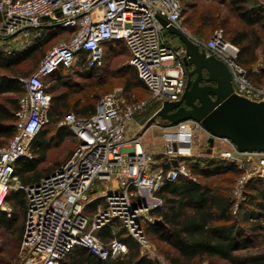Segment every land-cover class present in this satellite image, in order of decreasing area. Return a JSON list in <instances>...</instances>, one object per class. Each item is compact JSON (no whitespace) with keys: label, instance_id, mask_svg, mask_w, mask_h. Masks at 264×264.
Masks as SVG:
<instances>
[{"label":"built area","instance_id":"2783aa9c","mask_svg":"<svg viewBox=\"0 0 264 264\" xmlns=\"http://www.w3.org/2000/svg\"><path fill=\"white\" fill-rule=\"evenodd\" d=\"M181 14L179 0H0V41L43 26L70 35L50 48L31 75L20 79L25 93L15 112L16 131L0 147V213L7 218L12 215L5 203L11 192L22 190L27 202L16 264H60L76 248L100 260L123 257L128 252L124 242L115 237L103 241L98 236L114 221L141 251H147L144 215L161 206L157 192L165 181L194 180L183 158L192 154L195 130L208 138L210 134L194 121L157 126L165 131L161 156L169 164L167 170L158 168L142 146L153 125L127 137L128 122L141 105L122 109L114 95L101 97L86 117L70 113L63 118L59 126L71 130L76 145L48 176L22 185L14 169L17 161L31 158L30 144L47 123L51 95L43 80L78 61L83 66L97 65L106 43L123 44L138 78L160 104L179 100L187 78L181 62L184 49L169 44L159 18L183 29ZM195 41L227 67L234 93L264 101V83L253 84L238 60V48L223 38L221 30L205 43ZM213 141L225 148L213 150L212 157L234 164L241 172L233 190L236 210L246 183L264 180V152H240L224 138Z\"/></svg>","mask_w":264,"mask_h":264},{"label":"trees","instance_id":"16d2710c","mask_svg":"<svg viewBox=\"0 0 264 264\" xmlns=\"http://www.w3.org/2000/svg\"><path fill=\"white\" fill-rule=\"evenodd\" d=\"M209 1L222 6L228 4L229 10L233 11L241 22V27L229 29L228 16L222 15L218 6L210 5L198 11V6L190 4L186 10L183 2L179 0L182 7L181 27L184 29L185 25L190 30L194 28L191 23L194 12L186 18L185 14L188 10L195 11V14H198V28L194 29V33L198 36H196L197 40L205 43L214 31L221 30L223 38L238 48V60L247 70L253 84L261 85L264 82L254 77L250 67L255 63L256 53L262 46V41L256 34L255 28L264 29V8L258 5L247 7L244 5L246 0ZM211 30L212 32L208 33ZM166 33L165 35H167ZM58 35L64 36V39L60 41H66L70 37L65 31L53 29L38 44L22 51L6 52L0 46V96H18H10L0 100V147L6 146L15 134V112L18 109L19 98L25 93V88L20 82L21 74L17 68L29 58L35 57L36 53L42 50L46 43ZM172 37L175 36L168 34L169 40ZM6 41L7 38L1 40V45H5ZM112 44L117 43L104 44V51L110 50ZM172 46L178 49L181 47V43L179 46ZM83 58L84 56H81L80 61ZM76 66L81 70L79 73L82 75L89 74V71L94 67L83 66L78 61L69 68L59 69L54 75L43 80L46 85V92L51 95V104L47 111V123H60L73 109L75 110L73 114L79 117H86L94 112L96 107L94 105L79 107V102H74L69 107L68 93L59 91V88L64 86L66 82L60 78H53L60 72ZM131 79L135 81L127 82L128 91L134 87L143 86L135 71L132 73ZM48 133L49 131L43 126L30 144L31 158H24L15 163V175L22 185L38 183L42 178L48 176L52 171L42 175L36 172L37 166L46 160L49 150L59 147L70 135L74 137L67 126L57 127L51 136H48ZM6 140H8L7 144H5ZM187 158H183V160L194 180L178 178L173 182H164L157 192L162 204L150 212L154 220H159L162 224L152 222L147 228L143 226L147 238L148 232L155 237L157 242L165 246L164 249H161V255L168 264H218L219 261L227 264H264V236L256 245L249 233L240 227V223H242L246 224L253 233L264 231V180L253 179L246 183L241 204L247 205L248 209L242 215V220H239L238 213L234 210L235 200L228 193V188L222 187L221 183H210L213 178L230 174L235 178V184L241 174L238 168L234 164L221 160L210 163L206 167L189 166ZM163 167L164 170H167L169 164L164 163ZM31 173L34 175L29 176ZM5 203L8 206L11 205L12 209L19 207L25 216L27 202L22 190L9 193ZM17 221L18 218L14 212L9 218L0 213V230L14 226ZM114 227H120V229L112 235ZM20 231L22 233L23 228ZM98 236L103 241L115 237L127 245L128 252L123 257L100 260L86 250L76 248L60 264H157L155 260L140 255L137 243L127 235L117 221L100 230Z\"/></svg>","mask_w":264,"mask_h":264},{"label":"rangeland","instance_id":"374dc122","mask_svg":"<svg viewBox=\"0 0 264 264\" xmlns=\"http://www.w3.org/2000/svg\"><path fill=\"white\" fill-rule=\"evenodd\" d=\"M186 7L191 4L198 6V11L202 10L204 7L213 6L221 10L222 15L228 16L229 25L228 28L233 30L241 27V22L237 18L236 14L233 11H230L227 5L210 3L209 0H181ZM245 6H260L264 8V0H246ZM185 12V11H184ZM194 12V14H193ZM192 15V30L188 29L184 25V31L189 34L193 39L197 40L194 29L198 28L197 16L195 11L188 10L185 14V18L188 15ZM264 22V19H263ZM219 28V27H217ZM167 32V31H166ZM209 31L208 33H211ZM256 34L259 35L262 46L256 53V61L250 67L252 74L255 78L262 80L264 82V29L259 27L255 28ZM168 38V34L166 33ZM172 35V34H171ZM210 35V34H209ZM198 37V36H197ZM64 39L63 35H58L54 39L50 40L42 50L36 53L35 57L29 58L24 63H22L18 68L20 78L27 77L30 75L40 64L41 60L44 58L46 53L52 48L58 41ZM227 39V37H226ZM169 40V39H168ZM170 45L179 46L180 43L176 37H172L169 40ZM1 48L9 52L14 49L15 46L9 45H0ZM13 52V51H12ZM105 52V51H104ZM129 56L125 51L122 44H112V48L106 51L101 59V61L94 66L87 75H82L79 73L81 71L77 66L71 69L65 70L53 76V78H60L66 84L59 88L60 92L68 93V106L71 107L74 102H79V107L86 105H97L99 99L106 95H114L119 105L122 109H125L130 106L141 105V108L133 115L132 119L128 122V135H133L137 132L141 133L151 125L146 134V142H150V145L154 148L158 147L162 141V130L157 126H162L169 124L167 121L156 118L153 121H150L153 114L160 108L161 104L152 97L151 93L146 89V87H134L131 90H127V82H134L135 80L131 79L132 73L135 69L129 63ZM136 72V71H135ZM138 77V76H137ZM51 82V81H50ZM51 84V83H50ZM50 86V85H49ZM18 97L15 95H2L0 100H4L8 97ZM71 114L75 110L69 111ZM69 113V114H70ZM59 127L58 123H46L44 129L48 130V136H51L55 129ZM8 140H6L7 144ZM214 141L211 146H213ZM75 146V139L72 135L67 137L65 141L59 146L52 148L48 151L46 155V160L37 166V173L42 175L49 174L51 171L55 170L61 163H63L71 154ZM216 146V147H215ZM215 146L210 147L209 144L202 139L200 145L195 142L193 147V153L187 159V164L189 166L196 165L201 167H206L210 163L219 161L217 158L212 157V152L215 150L221 151L224 149V145L220 142L215 141ZM209 161V162H208ZM36 174V173H35ZM34 173H31L29 176H33ZM198 179V177H196ZM235 178L230 174L220 175L216 178L210 180V183H221L222 187L228 188V193L234 198L233 190L235 187L234 184ZM20 184H22L18 178ZM232 189V191H231ZM235 205H236V199ZM240 200L236 207V212L239 220H242L241 217L245 213V210L248 209L247 205H242ZM234 205V210H235ZM10 207H12L10 205ZM13 208V207H12ZM14 215L18 218L17 223L9 228H2L0 230V264H16L20 260V241L22 230L24 226V213L20 210L19 207L12 209ZM145 219L143 221V226L147 228L149 224L154 221V218L150 215V212L146 213ZM241 222V221H239ZM264 226V223H263ZM240 227L249 233V236L252 237L254 244L258 245L263 239L264 231L261 233H253L248 229L246 224L240 223ZM120 227H114L112 232H117ZM260 234V235H259ZM146 235V234H145ZM148 235V247L147 251H141L139 249L140 255L151 258L157 262V264H168L164 257L161 255V249H164L165 246L156 241L155 237L152 234ZM139 248V247H138ZM256 250V249H255ZM207 264V263H203ZM218 264H227L223 261H219Z\"/></svg>","mask_w":264,"mask_h":264},{"label":"water","instance_id":"95a60500","mask_svg":"<svg viewBox=\"0 0 264 264\" xmlns=\"http://www.w3.org/2000/svg\"><path fill=\"white\" fill-rule=\"evenodd\" d=\"M159 20L184 49L181 62L187 78L180 99L163 101L150 121H194L210 134V145L214 138H224L240 152H264V101H252L234 93L231 75L223 62L207 55L183 29L170 25L164 18ZM172 165L177 166V161ZM153 222L162 224L159 220Z\"/></svg>","mask_w":264,"mask_h":264},{"label":"crops","instance_id":"0c3cea01","mask_svg":"<svg viewBox=\"0 0 264 264\" xmlns=\"http://www.w3.org/2000/svg\"><path fill=\"white\" fill-rule=\"evenodd\" d=\"M0 20H1V16H0ZM51 30H53V29L49 28V27H45V26H43L39 29H28L25 32H22V33H19L17 35H14L12 37L7 38V41L4 44L9 45V46H15V48L10 50L9 52L22 51V50H25L31 46L38 44L41 40H43L47 36V33L51 32ZM64 35H66V34H64ZM0 45H1V43H0ZM139 132H137L133 135H128V131H127V137L128 138L133 137V136L139 134ZM147 133H148V131L145 133L144 137L142 138V146L147 152H149L153 155L156 167L162 168L164 166V159L161 156V151H162V147L165 143V134H164L165 131L162 130V132H161L162 141L159 144V146L156 148L152 147L150 145V142L145 141L146 140L145 137H146ZM195 133L197 134V138H196L195 142H197L198 145H200L202 139H204L209 144L208 137L204 133H202L198 130H195ZM209 146L212 147L210 144H209ZM213 146H215V142H214ZM193 147H194V145H193ZM224 148H225V146H224ZM191 153H193V148H192Z\"/></svg>","mask_w":264,"mask_h":264},{"label":"flooded vegetation","instance_id":"af4514ba","mask_svg":"<svg viewBox=\"0 0 264 264\" xmlns=\"http://www.w3.org/2000/svg\"><path fill=\"white\" fill-rule=\"evenodd\" d=\"M186 85V84H185Z\"/></svg>","mask_w":264,"mask_h":264}]
</instances>
